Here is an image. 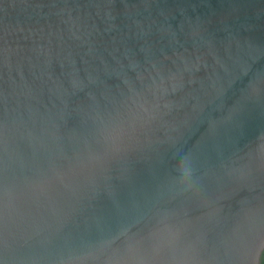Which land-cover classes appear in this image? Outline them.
<instances>
[{
    "label": "water",
    "instance_id": "obj_1",
    "mask_svg": "<svg viewBox=\"0 0 264 264\" xmlns=\"http://www.w3.org/2000/svg\"><path fill=\"white\" fill-rule=\"evenodd\" d=\"M264 0H0V264H261Z\"/></svg>",
    "mask_w": 264,
    "mask_h": 264
},
{
    "label": "trees",
    "instance_id": "obj_2",
    "mask_svg": "<svg viewBox=\"0 0 264 264\" xmlns=\"http://www.w3.org/2000/svg\"><path fill=\"white\" fill-rule=\"evenodd\" d=\"M261 264H264V253H263L262 258H261Z\"/></svg>",
    "mask_w": 264,
    "mask_h": 264
}]
</instances>
